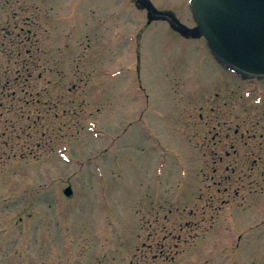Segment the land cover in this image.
Returning a JSON list of instances; mask_svg holds the SVG:
<instances>
[{
  "label": "rangeland",
  "instance_id": "374dc122",
  "mask_svg": "<svg viewBox=\"0 0 264 264\" xmlns=\"http://www.w3.org/2000/svg\"><path fill=\"white\" fill-rule=\"evenodd\" d=\"M148 1L0 0V264H264V79Z\"/></svg>",
  "mask_w": 264,
  "mask_h": 264
},
{
  "label": "water",
  "instance_id": "95a60500",
  "mask_svg": "<svg viewBox=\"0 0 264 264\" xmlns=\"http://www.w3.org/2000/svg\"><path fill=\"white\" fill-rule=\"evenodd\" d=\"M188 7L220 63L239 76L264 79V0H188Z\"/></svg>",
  "mask_w": 264,
  "mask_h": 264
},
{
  "label": "trees",
  "instance_id": "16d2710c",
  "mask_svg": "<svg viewBox=\"0 0 264 264\" xmlns=\"http://www.w3.org/2000/svg\"><path fill=\"white\" fill-rule=\"evenodd\" d=\"M139 1H141V2L143 3V5H144L145 7H147V9H151V10H153L152 7L150 6V4H148V2H147L146 0H139Z\"/></svg>",
  "mask_w": 264,
  "mask_h": 264
}]
</instances>
